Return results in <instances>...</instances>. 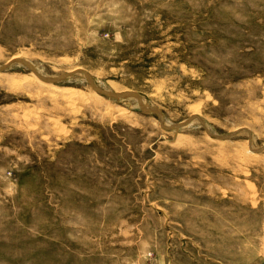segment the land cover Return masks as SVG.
I'll return each instance as SVG.
<instances>
[{"label": "rangeland", "instance_id": "rangeland-1", "mask_svg": "<svg viewBox=\"0 0 264 264\" xmlns=\"http://www.w3.org/2000/svg\"><path fill=\"white\" fill-rule=\"evenodd\" d=\"M4 66L0 264H264V0H0Z\"/></svg>", "mask_w": 264, "mask_h": 264}, {"label": "water", "instance_id": "water-1", "mask_svg": "<svg viewBox=\"0 0 264 264\" xmlns=\"http://www.w3.org/2000/svg\"><path fill=\"white\" fill-rule=\"evenodd\" d=\"M24 64H26V63L24 62ZM5 70H6V66H4V67H0V71H1V72L5 71ZM84 75H85L86 77L89 78V76H88L86 73H84ZM60 79H61V78H44V80L47 81V82H49V83H56V82H58ZM95 89H96L99 93H102L103 95H106V96H115V97H117V98H120V97H139L137 94H134V93H126V94H118V93H114V94H113V93H111V92H108V91L102 90L101 88H99V87H97V86H95ZM143 109L148 110V111H150V112H154V113H156V114L158 115V117L163 121V115H162V113H161L160 111H158V110H156V109H154V108H148V107H145L144 105H143ZM189 121H190V120H189ZM189 121H187V122H185V123H183V124L172 125V126H174V128H176V129H180V128H182L183 126L188 125L187 123H189ZM234 135H235V134L232 133V134H226V135L216 136V137L219 138V139H228V138L233 137Z\"/></svg>", "mask_w": 264, "mask_h": 264}, {"label": "bare ground", "instance_id": "bare-ground-1", "mask_svg": "<svg viewBox=\"0 0 264 264\" xmlns=\"http://www.w3.org/2000/svg\"><path fill=\"white\" fill-rule=\"evenodd\" d=\"M73 71H75V70H73ZM79 71V70H78ZM48 90V89H47ZM197 109V108H196Z\"/></svg>", "mask_w": 264, "mask_h": 264}]
</instances>
